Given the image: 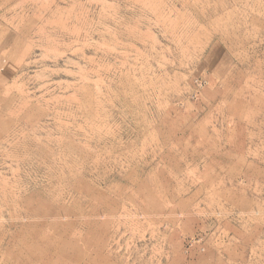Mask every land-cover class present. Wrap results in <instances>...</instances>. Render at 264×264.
<instances>
[{"label":"rangeland","instance_id":"1","mask_svg":"<svg viewBox=\"0 0 264 264\" xmlns=\"http://www.w3.org/2000/svg\"><path fill=\"white\" fill-rule=\"evenodd\" d=\"M0 264H264V0H0Z\"/></svg>","mask_w":264,"mask_h":264}]
</instances>
